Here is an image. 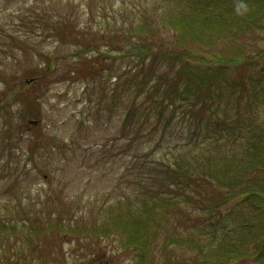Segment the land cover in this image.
<instances>
[{"label": "trees", "instance_id": "16d2710c", "mask_svg": "<svg viewBox=\"0 0 264 264\" xmlns=\"http://www.w3.org/2000/svg\"><path fill=\"white\" fill-rule=\"evenodd\" d=\"M157 1L146 3L137 18L121 19L105 31L77 28L65 14L50 17L45 10L34 11L25 24L28 33L38 27L43 37L69 45L64 56L72 61L66 71L72 80H95L101 74L98 63L119 68L115 85L129 96L120 131L129 133L127 146L178 128L188 132L194 154L152 160L158 140L137 155L124 150L130 159L125 168L139 181L126 202L123 198L103 214L98 209L97 222L80 224L58 194L0 203V264H48L54 259L53 242L66 246L85 240L89 246L81 248L92 253L102 239L118 240L136 264H264V48L251 40L264 31V0ZM20 27L0 31L10 45L6 50L1 47L5 39L0 40V82L6 88L0 113L9 122L17 104L21 118L38 122L39 93L24 90L21 77L4 66L8 53L29 47L30 37L22 38ZM30 46L41 58L28 79L36 83L53 74L63 57ZM40 137L34 144L42 145L46 139ZM46 145L60 151L67 144L52 139ZM30 153L16 161L17 151L3 152L0 169L23 175L35 161ZM49 199L61 208H49ZM176 210L183 220L169 233ZM185 250L194 254L180 260Z\"/></svg>", "mask_w": 264, "mask_h": 264}, {"label": "rangeland", "instance_id": "374dc122", "mask_svg": "<svg viewBox=\"0 0 264 264\" xmlns=\"http://www.w3.org/2000/svg\"><path fill=\"white\" fill-rule=\"evenodd\" d=\"M151 1L47 0L48 4L44 5L42 0H0V31L7 34L16 32L13 30L14 25L21 23L23 35L20 36L30 37L29 47H26L24 52L8 53L4 66L8 67L9 73L14 72L18 78L21 77L19 82L26 84L24 90L29 91L32 88V91L39 93L41 101V115L36 124L32 123L36 118L20 117L18 111L21 106L17 104L11 109L9 122H5L3 112L0 113V158L5 157L3 152L10 156L11 151L14 154L16 151L19 153L18 158H14L16 161H23L25 155L22 154L29 151L32 152L31 157H35V161L29 162L28 172L23 175L15 171L3 172L0 169V203L7 202L11 205L17 201L24 202L25 198L30 196L35 197L38 194L37 199L49 193L51 199L54 198L53 194H58L65 209H74L80 224L97 222L101 217L98 215V209H102L103 214L106 208L112 205L115 208L121 204L123 198L126 202L127 196L133 191L132 186L139 181L136 173H128L125 168L130 159L124 157V150L135 151L137 155L144 146L151 147L158 140L159 146L155 154L153 153L152 160L168 161L183 152L187 156L194 154L195 149L189 146L190 141L186 139L185 134L188 132L178 128L165 134L155 132L156 135L149 138H137L134 145L127 146L129 133L123 135L120 131L123 129L122 117L129 96L121 84L118 87L115 85L119 68L114 69V66L110 70L105 68V64L98 63L97 69H100L101 74L95 80H72L66 76L72 61L69 56H64L70 51L69 45L61 44L51 37H43V31L38 27L28 33L29 29L25 24L32 15L45 10L49 12L50 17L65 14L77 28L85 26L105 31L115 23L120 25L121 19L127 22L128 19L137 18L145 11L146 3ZM159 1L162 2L158 0L156 5L161 4ZM147 11L154 10L150 8ZM1 39L8 41L7 36ZM251 40H256L257 46L264 48V31ZM7 41L1 44L6 50L10 47ZM30 44L42 54H62L63 57L57 59L56 71L53 74L42 75V81L36 83H30L28 79L29 75H33L30 73L32 66L38 65L41 58L36 51L33 52ZM123 80L125 77L121 81ZM4 88L5 85L0 82V96ZM152 123L150 121L149 125ZM40 135L41 140H46L38 146L34 141ZM52 139L67 145L60 151H53L46 145L47 142H52ZM133 160L132 157L131 161ZM136 160L140 159L136 156ZM2 163L3 161H0V166ZM27 189L30 193L26 192ZM50 199L47 202L49 208L54 204L61 208ZM173 217L168 227V231H171L169 233H172L174 224L183 220L177 210ZM54 243L51 244L54 259L48 264H136L132 254L119 247L118 240H99V245L92 253L89 249L81 248L82 244H87L85 240L78 245L72 242L66 243V246ZM155 243L159 245V240H155ZM157 249L158 246L155 251ZM173 250L179 251L176 248ZM193 254L185 250L181 253L180 260L191 258ZM32 262L25 261V264Z\"/></svg>", "mask_w": 264, "mask_h": 264}, {"label": "water", "instance_id": "95a60500", "mask_svg": "<svg viewBox=\"0 0 264 264\" xmlns=\"http://www.w3.org/2000/svg\"><path fill=\"white\" fill-rule=\"evenodd\" d=\"M33 124H36V121H32Z\"/></svg>", "mask_w": 264, "mask_h": 264}, {"label": "clouds", "instance_id": "9594fccd", "mask_svg": "<svg viewBox=\"0 0 264 264\" xmlns=\"http://www.w3.org/2000/svg\"><path fill=\"white\" fill-rule=\"evenodd\" d=\"M239 7H243V5H240Z\"/></svg>", "mask_w": 264, "mask_h": 264}]
</instances>
